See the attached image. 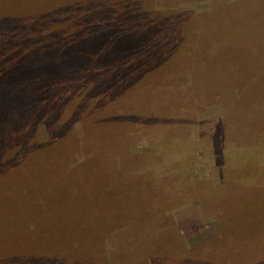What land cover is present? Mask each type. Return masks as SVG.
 Listing matches in <instances>:
<instances>
[{
  "label": "rangeland",
  "instance_id": "1",
  "mask_svg": "<svg viewBox=\"0 0 264 264\" xmlns=\"http://www.w3.org/2000/svg\"><path fill=\"white\" fill-rule=\"evenodd\" d=\"M0 264H264V0H0Z\"/></svg>",
  "mask_w": 264,
  "mask_h": 264
}]
</instances>
